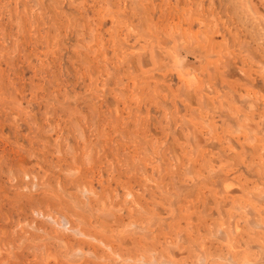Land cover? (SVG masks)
Segmentation results:
<instances>
[{
	"label": "rangeland",
	"instance_id": "obj_1",
	"mask_svg": "<svg viewBox=\"0 0 264 264\" xmlns=\"http://www.w3.org/2000/svg\"><path fill=\"white\" fill-rule=\"evenodd\" d=\"M61 1L0 0V264H264V0Z\"/></svg>",
	"mask_w": 264,
	"mask_h": 264
},
{
	"label": "bare ground",
	"instance_id": "obj_2",
	"mask_svg": "<svg viewBox=\"0 0 264 264\" xmlns=\"http://www.w3.org/2000/svg\"><path fill=\"white\" fill-rule=\"evenodd\" d=\"M56 2H57V0H55ZM59 1H61V0H59ZM82 1V0H81ZM91 1V0H90ZM95 1V0H94ZM251 0H246V2L245 3H247V9L248 8H250V10H255V9H251L252 7H249V5L251 6L252 4H251V2H250ZM258 1V3L260 2L259 0H257ZM62 2V1H61ZM76 3H77V1H75ZM83 2V1H82ZM58 3V2H57ZM70 3V2H69ZM60 4V3H59ZM72 4V3H71ZM89 5H90V3H88ZM101 4V3H100ZM76 5V4H75ZM79 5V4H78ZM81 5V4H80ZM99 5V4H98ZM253 5H254V3H253ZM252 5V6H253ZM262 5V4H261ZM264 5V4H263ZM82 6V5H81ZM87 6V5H86ZM77 7V6H76ZM101 7V6H100ZM261 7V6H260ZM82 8V7H81ZM254 8V7H253ZM263 9H264V7H263ZM69 13V12H68ZM252 13V12H251ZM66 14V13H65ZM253 14V13H252ZM255 14V13H254ZM253 14V15H254ZM73 15V14H72ZM261 15V14H260ZM256 16V15H255ZM264 17V16H263ZM73 18V17H72ZM76 18H77V16H76ZM258 18V17H257ZM87 19V18H86ZM256 19V18H255ZM259 20V19H258ZM262 20V19H261ZM140 23V22H139ZM79 24V23H78ZM82 25V24H81ZM75 26V25H74ZM77 28H78V25H77ZM151 28V27H150ZM81 29H83L82 27H81ZM80 29V30H81ZM93 29V28H92ZM90 30V29H89ZM76 31V30H75ZM79 31V30H78ZM98 31V30H97ZM3 32V31H2ZM35 33V32H34ZM93 34V33H92ZM81 35V34H80ZM2 37V36H1ZM91 38V37H90ZM41 42V41H40ZM79 42V41H78ZM83 42V41H82ZM87 42V41H86ZM44 43V42H43ZM77 44V43H76ZM100 44V43H99ZM84 48V47H83ZM141 48V47H140ZM86 49V48H85ZM88 49V48H87ZM93 49V48H92ZM95 49V48H94ZM100 50V49H99ZM88 52V51H87ZM94 52V51H93ZM90 53V52H89ZM91 54V53H90ZM77 55H79V54H77ZM92 55V54H91ZM179 61V60H178ZM179 62H177V64H178ZM89 64V63H88ZM181 64L184 66V64L186 65H189L190 67L193 65V63L192 62H190V61H186V60H182L181 61ZM85 66V65H84ZM87 67V66H86ZM88 69V68H87ZM196 69V68H195ZM91 72V71H90ZM186 73V72H185ZM184 73V74H185ZM119 75H121V74H119ZM89 77V76H88ZM263 80V79H262ZM264 81V80H263ZM188 90V89H187ZM190 90V89H189ZM185 100V99H184ZM186 102V101H185ZM203 108V107H202ZM229 111V110H228ZM230 112V111H229ZM237 112V111H236ZM249 112V111H248ZM262 113V112H261ZM229 114V113H228ZM238 115V114H237ZM251 115H249V117H250ZM262 121V120H261ZM233 122L236 124V126L239 128V130L241 131V129H242V126H245L246 128H247V130L249 129L251 132H252V135H254V134H256V133H258L257 131H256V128H257V126L255 127L253 124V122L250 120V119H248L246 116H244V117H237V118H234L233 119ZM75 126V125H74ZM255 127V128H254ZM235 128V127H234ZM49 131V130H48ZM236 131V130H235ZM188 135H189V137H190V140H191V145L192 146H194V149L195 150H198L199 149V147L202 145V143H203V140H202V137H201V134L197 131V130H195V129H191L190 130V134L188 133ZM245 135V134H244ZM253 137H255V136H253ZM248 138L250 139V138H252V137H250V136H248ZM249 139H248V141H249ZM253 139V138H252ZM257 139V138H256ZM259 139V138H258ZM257 139V140H258ZM227 140V139H226ZM132 142V141H131ZM257 142H259V141H257ZM256 142V143H257ZM244 143V142H243ZM251 144V146H255L256 147V145L255 144H253V143H250ZM249 144V145H250ZM253 144V145H252ZM259 144H261V143H259ZM105 145V144H104ZM190 145V146H191ZM244 145H246V144H244ZM257 146H259V145H257ZM255 147H253V148H255ZM233 148V147H232ZM169 149V148H168ZM158 150V149H157ZM181 150V149H180ZM228 150H230V149H228ZM183 151V150H182ZM181 151V152H182ZM158 152V151H157ZM168 152H170V151H168ZM194 152V151H193ZM185 153V152H184ZM243 153V152H242ZM241 153V154H242ZM260 153H262V152H260ZM196 154V153H195ZM158 155V154H157ZM171 155V154H170ZM235 155V154H234ZM87 156H89V155H87ZM191 156V155H190ZM194 156V155H193ZM169 157H171V156H169ZM222 157V156H221ZM226 157V156H225ZM172 158V157H171ZM194 158V157H193ZM200 158V157H199ZM203 159V158H202ZM201 159V160H202ZM240 159V158H239ZM242 160V159H241ZM178 161V160H177ZM231 161V160H230ZM242 162V161H241ZM172 163L174 164V163H176L175 161L173 162V160H172ZM231 163V162H230ZM248 164H249V162H247ZM201 164V163H200ZM260 164H262V163H260ZM160 165V164H159ZM180 165V164H179ZM250 165H252V164H250ZM187 167V166H186ZM190 167V166H189ZM173 168V167H172ZM253 168V167H252ZM199 169V168H198ZM202 169V168H201ZM210 169V168H209ZM216 169H217V167H216ZM251 169V168H250ZM254 169V168H253ZM188 170H189V168H188ZM22 171V170H21ZM162 171V170H161ZM165 171V170H164ZM186 170H184L183 172H185ZM71 172H73V171H71ZM261 172H262V170H261ZM21 173V172H20ZM173 173V172H172ZM186 173V172H185ZM220 173V172H219ZM66 174V173H65ZM64 174V175H65ZM188 174V173H187ZM221 174V173H220ZM264 174V173H263ZM67 175H69L68 173H67ZM107 175V174H106ZM189 175V174H188ZM200 175V174H199ZM207 175V174H206ZM24 176V175H23ZM172 177V176H171ZM190 177V176H189ZM196 178H197V176H196ZM195 178V179H196ZM192 180V179H191ZM190 180V181H191ZM172 181V180H171ZM222 181H224V179L222 180ZM259 181V180H258ZM71 182V181H70ZM209 182H211V181H209ZM247 182V181H246ZM242 183V182H241ZM248 183V182H247ZM223 184V189H224V192H225V194H230V190L233 188L232 187V185L230 184V183H226V182H223L222 183ZM250 184V183H249ZM248 184V185H249ZM175 186V185H174ZM250 186V185H249ZM83 187V186H82ZM156 187V186H155ZM219 187V186H218ZM255 187V186H254ZM44 188V187H43ZM251 188H252V186H251ZM257 188V187H256ZM160 189V188H159ZM178 189V188H177ZM194 189V188H193ZM218 189V188H217ZM255 190V189H254ZM90 191H91V189H90ZM124 191V190H123ZM220 191H221V189H220ZM179 192V191H178ZM247 192H248V190H247ZM251 193V192H250ZM250 193H249V196H250ZM253 193V195H254V192H252ZM251 193V194H252ZM259 193V192H258ZM89 194V193H88ZM113 194V193H112ZM126 194V193H125ZM127 194H128V192H127ZM127 194H126V196H127ZM130 194V193H129ZM193 194H195V193H193ZM90 195V194H89ZM256 195V194H255ZM261 195V194H260ZM92 196V195H91ZM96 196V195H95ZM124 197H126L125 195H123ZM142 196H143V194H142ZM190 196H192V195H190ZM199 196V195H198ZM248 196V195H247ZM195 196L193 195L191 198H194ZM252 197V196H251ZM262 197V196H261ZM260 196H259V198H261ZM96 198V197H95ZM94 198V199H95ZM206 198V197H205ZM225 198V197H224ZM241 198V197H240ZM239 198V199H240ZM257 198V197H256ZM105 199L108 201V199L105 197ZM196 199V198H195ZM238 199V198H237ZM238 199V201L240 202L242 199H240L239 200ZM262 199H264V198H262ZM261 199V200H262ZM171 200V199H170ZM206 200V199H205ZM259 200V199H258ZM125 201V200H124ZM237 201V202H238ZM126 202V201H125ZM125 202H123V204L125 203ZM242 202V201H241ZM247 202V201H246ZM259 203V202H258ZM108 204V203H107ZM122 204V203H121ZM134 204V203H133ZM178 204V203H177ZM219 204V203H218ZM99 205H102V204H100L99 203ZM189 205V204H188ZM255 205V203L253 204V206ZM109 206V205H108ZM107 206V207H108ZM136 206V205H135ZM236 206V205H235ZM244 206V205H243ZM172 207V206H171ZM246 207H248V206H246ZM135 208V207H134ZM183 208V207H182ZM186 208V207H185ZM236 208V207H235ZM249 208V207H248ZM256 208V207H255ZM260 208V207H259ZM104 209V208H103ZM108 209H109V207H108ZM108 209H107V211H108ZM111 209V208H110ZM149 209V208H148ZM193 209V208H192ZM228 209V208H227ZM239 209V208H238ZM249 209H251V208H249ZM248 209V210H249ZM253 209V208H252ZM251 209V210H252ZM130 210V209H129ZM185 210V209H184ZM236 210V209H235ZM242 210V209H241ZM104 211V210H103ZM102 211V212H103ZM115 211V210H114ZM117 211V210H116ZM132 211V210H131ZM172 211H173V208H172ZM188 211V210H187ZM202 211V210H201ZM236 211H238V210H236ZM110 212V211H109ZM174 212V211H173ZM104 213V212H103ZM105 213H108V212H105ZM104 213V214H105ZM145 213V212H144ZM170 213V212H169ZM252 213V212H251ZM108 214H110V213H108ZM129 214V213H128ZM155 215V214H154ZM243 215V214H242ZM252 214H250L249 216H251ZM107 216V215H106ZM113 216V215H112ZM147 216V215H146ZM176 216V215H175ZM246 216H247V214H246ZM220 217V216H219ZM47 218V217H46ZM118 218V217H117ZM145 218V217H144ZM178 218V217H177ZM203 218V217H202ZM221 219H222V217H220ZM249 218V217H248ZM63 219V218H62ZM111 219V218H110ZM250 219H251V217H250ZM64 220V219H63ZM245 220V219H244ZM62 221V220H61ZM118 221V220H117ZM248 221H249V219H248ZM133 222V221H132ZM188 222H189V220H188ZM251 222V221H250ZM64 223H66V221H64ZM232 223V221L230 222V225H232L231 224ZM252 223V222H251ZM251 223H249V224H251ZM254 223V222H253ZM203 224V223H202ZM62 225V228H63V224H61ZM130 225V224H129ZM261 225V224H260ZM165 227H166V225H165ZM221 227V226H220ZM251 227H252V225H251ZM257 226L255 225V227L253 226V228H256ZM137 228V227H136ZM171 228V227H170ZM241 228V227H240ZM131 229V228H130ZM221 229V228H220ZM223 229V228H222ZM230 229V228H229ZM258 229V228H257ZM73 230V229H72ZM136 230V229H135ZM224 231H225V229H223ZM233 229H231V231H232ZM253 230V229H252ZM261 230V229H260ZM73 231H75V230H73ZM76 232V231H75ZM125 232V231H124ZM215 232V231H214ZM222 232V231H221ZM2 233V232H1ZM55 233V232H54ZM81 233V232H80ZM148 233H150V231L148 232ZM223 233V232H222ZM222 233H220V234H222ZM4 234V233H3ZM77 234H78V232H77ZM82 235V234H81ZM159 235V234H158ZM231 235H232V233H231ZM234 235V234H233ZM146 236H147V234H146ZM145 236V237H146ZM157 236V235H156ZM165 236V235H164ZM178 236V235H177ZM215 236V235H214ZM226 236V235H225ZM148 237V236H147ZM220 238H222V236H219ZM226 238H227V236H226ZM177 239H178V237H177ZM177 239H176V241H177ZM209 239V238H208ZM224 239V238H223ZM204 240V239H203ZM221 241V240H220ZM225 241H226V239H225ZM262 241V240H261ZM260 241V242H261ZM95 242V241H94ZM202 242V241H201ZM229 242V241H228ZM259 242V243H260ZM96 243V242H95ZM172 243V242H171ZM227 243V242H226ZM60 244V243H59ZM229 244V243H228ZM228 244H225V245H228ZM62 245V244H61ZM204 245V244H203ZM263 245V244H262ZM125 246V245H124ZM175 246H176V244H175ZM231 246V245H230ZM233 246H234V248H238V250L241 248V246L239 245V244H233ZM250 246V245H249ZM227 247V246H226ZM225 247V248H226ZM64 248V247H63ZM201 248V247H200ZM228 249H230V248H228ZM103 250V249H102ZM232 250V249H231ZM235 250V249H234ZM237 250V249H236ZM128 251V250H127ZM171 251H173V250H171ZM225 252V251H224ZM85 253V252H84ZM86 253H88V252H86ZM102 253V252H101ZM105 253V252H104ZM113 253V252H112ZM49 254V253H48ZM79 254H82V253H79ZM121 254V253H120ZM169 254H171V253H169ZM196 254V253H195ZM47 255V254H46ZM84 255V254H83ZM113 255H115V254H113ZM257 255H258V252H257ZM79 256V255H78ZM166 256V255H165ZM203 256V255H202ZM201 256V257H202ZM259 256V255H258ZM140 257V256H139ZM138 257V258H139ZM170 257V256H169ZM197 257V256H196ZM52 258V257H51ZM54 258V257H53ZM80 259H81V257H79ZM141 258V257H140ZM171 258V257H170ZM50 259V258H49ZM257 259V258H256ZM79 260V259H78ZM116 260V259H115ZM220 260V259H219ZM230 260V259H229ZM46 261H48V259H47V256H46ZM52 261V260H51ZM135 261V260H134ZM193 261H195V260H193ZM201 261V260H200ZM202 261H203V259H202ZM45 262V261H44ZM150 262V261H149ZM210 262H212V260L210 261ZM254 262H256V261H254ZM203 263V262H202ZM245 263H246V261H245ZM124 264V263H123Z\"/></svg>",
	"mask_w": 264,
	"mask_h": 264
}]
</instances>
